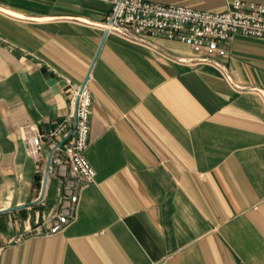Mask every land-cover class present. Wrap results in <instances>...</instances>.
<instances>
[{
    "label": "crops",
    "instance_id": "0c3cea01",
    "mask_svg": "<svg viewBox=\"0 0 264 264\" xmlns=\"http://www.w3.org/2000/svg\"><path fill=\"white\" fill-rule=\"evenodd\" d=\"M109 8L0 0V264H264V39L237 36L223 56L165 37L145 46L105 36ZM78 81L95 182L64 229L10 242L57 209L55 179L37 202L49 141L36 161L26 130L49 134Z\"/></svg>",
    "mask_w": 264,
    "mask_h": 264
},
{
    "label": "built area",
    "instance_id": "2783aa9c",
    "mask_svg": "<svg viewBox=\"0 0 264 264\" xmlns=\"http://www.w3.org/2000/svg\"><path fill=\"white\" fill-rule=\"evenodd\" d=\"M99 1L110 4L102 24L105 32L145 46L150 45L152 37H165L185 42L200 53L223 56L226 55L223 44L237 36L264 39V4L254 1L231 0L220 10L154 0ZM215 64L226 74L224 64ZM69 88L72 112L47 135L37 129L26 130L27 148L36 161L41 157L44 136L49 141L46 185L52 179L59 184L57 209L42 215L34 226L25 227L10 242H20L31 235H53L64 229L75 218L82 187L95 182V170L85 155L90 136L91 92L84 81L71 82ZM46 166L47 163L42 171L41 187ZM44 190H39L38 203Z\"/></svg>",
    "mask_w": 264,
    "mask_h": 264
},
{
    "label": "water",
    "instance_id": "95a60500",
    "mask_svg": "<svg viewBox=\"0 0 264 264\" xmlns=\"http://www.w3.org/2000/svg\"><path fill=\"white\" fill-rule=\"evenodd\" d=\"M106 34H107V31L105 32V36H106ZM50 158H48V162H47V166H46V172L44 173V178H43V183H42V191L45 189V186H46V182H47V171H48V169H49V166H50Z\"/></svg>",
    "mask_w": 264,
    "mask_h": 264
},
{
    "label": "rangeland",
    "instance_id": "374dc122",
    "mask_svg": "<svg viewBox=\"0 0 264 264\" xmlns=\"http://www.w3.org/2000/svg\"><path fill=\"white\" fill-rule=\"evenodd\" d=\"M53 185H54V183H53Z\"/></svg>",
    "mask_w": 264,
    "mask_h": 264
}]
</instances>
